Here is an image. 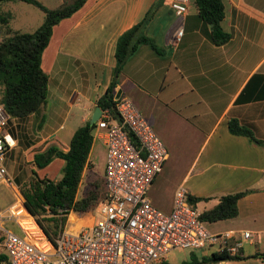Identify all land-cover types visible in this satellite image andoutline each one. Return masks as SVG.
<instances>
[{
	"label": "crops",
	"instance_id": "obj_1",
	"mask_svg": "<svg viewBox=\"0 0 264 264\" xmlns=\"http://www.w3.org/2000/svg\"><path fill=\"white\" fill-rule=\"evenodd\" d=\"M45 1L48 4L44 6L54 8L64 0ZM154 1L85 0L51 27L40 54V68L47 76L43 122L38 127L36 117L29 115L13 118L9 124L15 146L4 160L9 181L0 183L8 187L13 200L0 204V235L4 231L19 232L7 217L16 212V203H23L17 189L23 179L13 173L16 157L29 151L25 159L31 161L34 152L46 147L67 149L71 134L89 120L96 99L108 85L117 36L140 21ZM221 1L220 24L229 37L214 44L191 1L177 21L162 0L142 27V33L158 51L148 43L139 44L121 66L115 92L132 101L167 150L161 171L148 187L154 197L157 190L164 189L170 208L173 190L182 184L188 195L204 198L196 205L204 203L202 209H207L222 195L246 190L236 202L234 217L209 222L205 228L210 233L233 231L241 258L203 264H264V0ZM22 3L6 1L0 9L11 15L10 29L32 32L42 22L43 14ZM177 27L181 29L178 36ZM5 36L1 29L0 37ZM63 106L67 107L66 114L75 110L70 115L80 124L59 133L62 125L56 126L55 121ZM229 119L246 126L259 143L231 134ZM94 141L102 145L92 138L87 155L90 167L83 172L93 171V165L99 159L103 161L104 150L98 144L94 149ZM12 156L15 160L10 159ZM52 162L61 169V158L53 157L45 166ZM32 168L36 173L37 168ZM71 216L66 222L69 228L91 220L90 216L85 221V216L75 215V220ZM6 222L17 231L5 226ZM241 231H248L249 236L242 238ZM197 251L176 248L167 254L175 252L176 264H180L213 250L205 247ZM167 254L164 261L172 264L167 262Z\"/></svg>",
	"mask_w": 264,
	"mask_h": 264
},
{
	"label": "built area",
	"instance_id": "obj_2",
	"mask_svg": "<svg viewBox=\"0 0 264 264\" xmlns=\"http://www.w3.org/2000/svg\"><path fill=\"white\" fill-rule=\"evenodd\" d=\"M164 2L180 21L190 0ZM175 32L178 36L181 29ZM114 99L115 117L100 110L91 129V137L103 146L105 184L104 197L95 207L77 213L91 220L69 228L68 213L64 226L51 239L18 202L16 212L7 217L19 232L0 235V253L5 256L0 264H166L165 255L176 248L206 247L216 253L238 254L234 232H208L200 210L187 201L182 184L174 188L168 212L153 206L147 191L161 171L167 150L132 101L119 95ZM12 119L0 104V182L9 181L4 160L15 146L9 132ZM240 236L247 238L249 232L241 231Z\"/></svg>",
	"mask_w": 264,
	"mask_h": 264
},
{
	"label": "trees",
	"instance_id": "obj_3",
	"mask_svg": "<svg viewBox=\"0 0 264 264\" xmlns=\"http://www.w3.org/2000/svg\"><path fill=\"white\" fill-rule=\"evenodd\" d=\"M6 1L31 4L38 8L43 16L40 25L32 32H18L8 26L10 13L0 9V28L6 34L0 40V104L13 118L21 119L34 115L37 126L40 127L43 122L42 111L46 103L47 83V76L40 68L41 51L48 41L51 27L78 9L85 0H64L62 4L54 8H47L38 0H0V5ZM161 1L155 0L140 21L124 30L116 38L113 53L114 66L110 80L105 91L95 101V105L100 110L106 109L113 117H115V86L124 61L141 43H148L158 51L150 39L142 33V27ZM190 1L195 5L198 16L207 24L209 39L214 44L225 42L229 34L220 24L223 17L222 1ZM93 125L94 123L90 124L88 120L79 125L71 134L65 151L49 146L33 153L30 162L35 168L47 165L53 157L63 160L61 175L57 180L39 178L32 168L28 181L25 184L17 183L26 210L35 217L48 238L52 239L64 226L68 212L78 214L88 212L104 197V180L102 176L94 177L91 170H88L89 178L81 194L77 196L83 169L86 166L90 167L87 163V155L92 141ZM227 128L231 134L242 135L252 142L259 143L251 131L235 119L227 121ZM128 136L133 141L132 135L128 133ZM245 192L246 190L220 196L216 204L200 211L199 218L204 222H214L234 217L237 213L236 202ZM200 200L204 198L187 196V201L191 204H196ZM4 258L5 256L0 253V261ZM239 258H241L239 255L212 251L199 259L190 257L180 264H203Z\"/></svg>",
	"mask_w": 264,
	"mask_h": 264
},
{
	"label": "rangeland",
	"instance_id": "obj_4",
	"mask_svg": "<svg viewBox=\"0 0 264 264\" xmlns=\"http://www.w3.org/2000/svg\"><path fill=\"white\" fill-rule=\"evenodd\" d=\"M40 1L43 5L44 4H48L47 1L45 0H38ZM26 2H23L22 4L24 5H29V7H33L32 5L26 3ZM33 9H37V8H33ZM2 28H0L1 30ZM3 31V29H2ZM3 33L5 34V32L3 31ZM0 40H1V37H0ZM74 111L75 113V110H69V112L66 114L67 112V107L66 106H63L61 108V112H60V117L57 118V120L55 121L56 123V126H58L59 124L62 125V129L59 130V133L61 132H64L65 130L67 129H71V128H74L76 126V124H80L78 123L79 121L78 120H73L70 113H72ZM35 122L37 121V119L34 120ZM24 126H22L23 128ZM29 127V126H27ZM10 132V131H9ZM26 132L27 133H30L31 131L27 128L26 129ZM33 133V132H32ZM94 149L97 148V144L100 146V150H103V147L102 145L99 144L98 141H94ZM10 154V153H9ZM29 154V151L25 152L24 154H21L20 157H16V163H15V167H14V172L13 173H16L17 174V178L19 179H23V181H21L20 184H25L28 179L31 177V172H30V169H31V162L30 160H26L25 157L26 155ZM10 159H13L15 160V157H11ZM57 161H60L57 160ZM19 163V164H18ZM102 170H103V161L102 159H99V161H97V163H95L93 165V176L94 177H100L101 174H102ZM37 175L39 177H46L50 180H52L53 178H58L59 175H61V169L60 167H57V164L55 162H52V164H50V166H43L41 168H37ZM89 178L88 176V173L87 172H83L82 174V177H81V181H80V184L78 186V190H77V196L81 194L82 190H83V187H84V184L86 182V180ZM153 189L155 190V187L152 186ZM18 189V187H17ZM164 189H162L163 191ZM161 190H157V195L154 197V195H152V190L151 189H148V197L150 198L153 206H155L158 210H161L163 212H168L170 209L168 207V200H166L167 198L165 197V193L162 192ZM6 199H11L13 200V197L11 196L9 190H8V187L3 184V183H0V204L2 203V201L6 200ZM203 206H206L204 203H198L197 205L195 204V207L200 210L203 208ZM71 212V211H70ZM89 212V211H88ZM69 213V212H68ZM69 215H72L71 216V219L75 220L76 219V216L79 217L77 214H74L73 213H70ZM76 215V216H75ZM208 223L209 222H205L204 226L205 228H208ZM5 226L7 227H10L13 231H17V229L15 228V226L10 223V222H6ZM212 227H215V226H211ZM214 229V228H213ZM207 252V251H206ZM195 253L197 254L198 251L197 249L195 250ZM175 255V252H172L170 254H167V262L169 263H172V264H176L178 261V259H176L177 257H174Z\"/></svg>",
	"mask_w": 264,
	"mask_h": 264
},
{
	"label": "water",
	"instance_id": "obj_5",
	"mask_svg": "<svg viewBox=\"0 0 264 264\" xmlns=\"http://www.w3.org/2000/svg\"><path fill=\"white\" fill-rule=\"evenodd\" d=\"M117 96V95H116ZM99 114H100V109L96 106L95 108H94V111L92 112V114H91V116H90V118H89V123L91 124V123H93L94 121H95V119L99 116Z\"/></svg>",
	"mask_w": 264,
	"mask_h": 264
},
{
	"label": "bare ground",
	"instance_id": "obj_6",
	"mask_svg": "<svg viewBox=\"0 0 264 264\" xmlns=\"http://www.w3.org/2000/svg\"><path fill=\"white\" fill-rule=\"evenodd\" d=\"M88 216H85V217H83L82 219L84 220V219H86ZM85 221V220H84Z\"/></svg>",
	"mask_w": 264,
	"mask_h": 264
}]
</instances>
